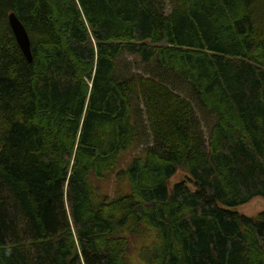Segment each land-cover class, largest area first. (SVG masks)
Returning a JSON list of instances; mask_svg holds the SVG:
<instances>
[{
  "label": "trees",
  "instance_id": "obj_1",
  "mask_svg": "<svg viewBox=\"0 0 264 264\" xmlns=\"http://www.w3.org/2000/svg\"><path fill=\"white\" fill-rule=\"evenodd\" d=\"M158 2L0 0V264H264V211L234 209L264 198V0ZM125 53L159 77L118 75ZM137 98L156 145L119 169Z\"/></svg>",
  "mask_w": 264,
  "mask_h": 264
},
{
  "label": "rangeland",
  "instance_id": "obj_2",
  "mask_svg": "<svg viewBox=\"0 0 264 264\" xmlns=\"http://www.w3.org/2000/svg\"><path fill=\"white\" fill-rule=\"evenodd\" d=\"M159 6L163 8L166 13L171 12L174 6V0H158ZM159 71L153 68L152 64H146L142 59L135 54L125 53L118 61V75L122 77L133 76L136 74H144L147 76L159 77ZM165 82L175 89L177 92L187 97L193 104L197 118L199 119L205 141L208 142L209 134L212 125L216 120V116L203 108L198 102L193 88L184 80L178 77L172 78L171 76L164 74L161 78ZM134 107L136 112V120L139 124V135L137 138L136 145L128 148L121 157L119 169L126 167L136 155L143 154L148 148L156 145V140L147 119L146 108L144 102L141 99H134ZM208 145V144H207ZM187 173L182 169H179L177 173L171 178L169 182V190L171 191L175 183L184 180ZM116 177L111 175L108 180L103 182V191L108 192L110 195L114 193L116 188ZM192 189H195L193 184H190ZM235 210L243 213L247 216L255 217L259 213L264 211V198L256 197L248 203L240 205ZM137 247V245H135ZM137 250V249H136ZM135 264H141L136 252H134Z\"/></svg>",
  "mask_w": 264,
  "mask_h": 264
},
{
  "label": "water",
  "instance_id": "obj_3",
  "mask_svg": "<svg viewBox=\"0 0 264 264\" xmlns=\"http://www.w3.org/2000/svg\"><path fill=\"white\" fill-rule=\"evenodd\" d=\"M9 23L24 56L29 62H33L34 57L29 33L15 12L9 14Z\"/></svg>",
  "mask_w": 264,
  "mask_h": 264
}]
</instances>
